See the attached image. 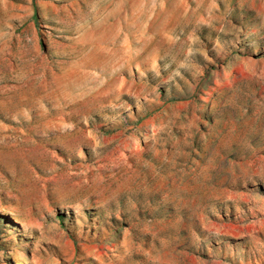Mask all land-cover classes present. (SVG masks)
I'll return each instance as SVG.
<instances>
[{
	"label": "rangeland",
	"instance_id": "rangeland-1",
	"mask_svg": "<svg viewBox=\"0 0 264 264\" xmlns=\"http://www.w3.org/2000/svg\"><path fill=\"white\" fill-rule=\"evenodd\" d=\"M0 264H264V0H0Z\"/></svg>",
	"mask_w": 264,
	"mask_h": 264
}]
</instances>
